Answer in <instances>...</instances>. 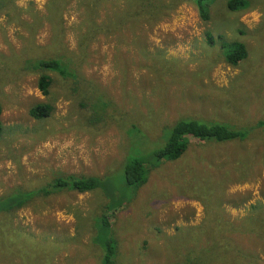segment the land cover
I'll return each mask as SVG.
<instances>
[{"label": "rangeland", "instance_id": "rangeland-1", "mask_svg": "<svg viewBox=\"0 0 264 264\" xmlns=\"http://www.w3.org/2000/svg\"><path fill=\"white\" fill-rule=\"evenodd\" d=\"M227 1L210 2L209 20L182 2L149 24L125 19L126 0H0V196H33L0 212V264H103L95 224L107 196L45 189L60 175L110 174L111 193L129 197L135 187L119 186L128 153L161 148L184 117L233 124L249 138H191L182 157L149 169L133 198L108 212L114 264H191L189 250L211 242H187L192 229L220 216L239 227L264 210V131L252 126L264 119V0L239 12ZM223 39L247 45L245 63L224 60ZM59 57L79 79L50 71L45 95L42 71L28 64ZM46 102L53 113L33 118ZM232 236L264 264V241Z\"/></svg>", "mask_w": 264, "mask_h": 264}, {"label": "trees", "instance_id": "trees-1", "mask_svg": "<svg viewBox=\"0 0 264 264\" xmlns=\"http://www.w3.org/2000/svg\"><path fill=\"white\" fill-rule=\"evenodd\" d=\"M127 4H131L129 13L125 16L128 20H143L149 24L155 22L157 19H161L165 13L169 10H173L179 3H188L196 6L199 14L203 19L209 20V4L214 0H168L161 3L156 0H126ZM227 9L230 11H245L256 6L255 0H228ZM220 38L222 39L223 36ZM207 40L211 44L215 43L216 38L212 36L210 32L207 34ZM222 53L224 60L232 65L239 66L245 63L249 50L247 45L240 40L234 41H221ZM70 63L66 61V58H50V59H37L28 64L29 69H36L42 71L38 79V86L40 90L48 95L50 93V86L52 84L50 71H55L61 74L67 79H79L78 72L69 66ZM93 91V90H91ZM102 101L96 100L97 105ZM104 102V100H103ZM2 109L0 106V113ZM54 111V105L50 102L39 103L30 109V115L35 119H44L49 117ZM254 130L264 131V119L258 121L255 125H252ZM3 133V124L0 120V136ZM247 132L242 127H237L233 124H225L215 121H207L204 119H196L193 117H184L178 120L171 130L168 139L164 145L150 154H134L128 153L126 160L120 167V171L124 170L122 179L119 186L127 185L135 187L132 194L128 197L117 199L111 192L112 189V175L107 174L105 176L97 175H84V174H68L60 175L56 177L52 184V188H46L44 192L50 193L54 190L60 191L63 189L75 190L77 192H88L93 190H101L109 203L103 206L104 212L96 221L95 228L99 229L98 239L105 246L103 252V264H114V258L117 254L116 243L108 235L109 229L112 227L108 212L123 207L125 202L132 199L134 192L145 184L148 180L149 169L157 167L161 162L167 160H176L182 157L190 144L191 138H197L202 140H215L216 142H229L234 140L245 141L249 137ZM34 194V193H33ZM33 198L29 192L17 193L13 189L6 195L0 196V212H15L22 209L28 200ZM116 198V199H115ZM255 212L253 215L248 216L243 224L239 227H229L228 222H225L223 218L215 217L208 220L200 227H196L191 230V233L195 232L191 238L186 239L187 242H192L198 245V242L203 240L207 241L211 239L209 251L198 248H192L186 256V260L191 264H259L261 259L248 251V249L242 248L232 237L234 231H243L254 235L259 240L264 241V210L258 211L262 206H255ZM100 225V226H99Z\"/></svg>", "mask_w": 264, "mask_h": 264}]
</instances>
